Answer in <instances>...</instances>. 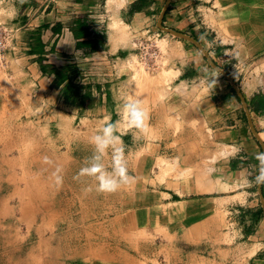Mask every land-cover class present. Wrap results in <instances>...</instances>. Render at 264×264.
<instances>
[{"label": "rangeland", "instance_id": "1", "mask_svg": "<svg viewBox=\"0 0 264 264\" xmlns=\"http://www.w3.org/2000/svg\"><path fill=\"white\" fill-rule=\"evenodd\" d=\"M153 1V20L133 41V52L139 54L129 60L135 81L142 67L153 76L173 70L175 63L170 62L179 56L178 66L193 68L183 71L185 77L200 81L209 76L216 86H231L246 114L237 85L253 124L252 111L262 117L264 0H171L164 17L165 26L197 39L210 59L233 80L215 69L195 43L160 29L156 20L167 0ZM25 23L21 19L0 23L20 28L18 44L10 48L5 70H0V264H245L252 253L247 244L253 243L259 219H264L260 194L256 206L229 202L218 206L206 201L208 196L223 200L221 191L205 192L224 188L221 180L213 183L207 177L199 166L201 160L193 161L194 156L204 155L198 149L211 145L207 136H181L180 116L185 115L186 105H161L168 126L169 152L162 153L164 156L156 146L161 138L159 130L148 122L149 136L145 131L122 136L123 144L117 147L124 148L130 175L136 177L130 185L115 193H99L94 177L78 176L82 167L92 164L109 172L113 168L111 147L101 154L79 144L88 141L95 145V133L82 129L87 123H81L80 117L91 107L93 90L101 89L103 81L98 75L102 68L95 63L100 59L86 60L74 54L71 63L57 67L43 55L39 30L29 29ZM117 23V30L125 26L129 37V26ZM143 41L151 51L162 52L157 62L156 57L148 58L154 71L141 56ZM186 53L187 58L182 59ZM33 54H38L35 58L40 67V61L45 64L44 75L55 76L50 88L58 96L43 93L40 86L32 87L21 78L25 73L19 70L21 59ZM54 67L64 68L67 77L57 78ZM4 74L10 75L8 82L3 81ZM176 74L173 71L167 82L157 84V95L155 87L142 93L133 90L132 94L149 111V98L153 97L155 106L165 101ZM64 113L76 118L69 122ZM71 142H75L73 153L68 152ZM45 157L51 162L45 163ZM57 168L62 177L59 185L53 176ZM164 186L176 189L181 202L159 192Z\"/></svg>", "mask_w": 264, "mask_h": 264}, {"label": "crops", "instance_id": "2", "mask_svg": "<svg viewBox=\"0 0 264 264\" xmlns=\"http://www.w3.org/2000/svg\"><path fill=\"white\" fill-rule=\"evenodd\" d=\"M153 4V0H0L1 20L3 18L0 23L11 22L12 24L13 21L21 19L27 21L25 24L30 27L29 29L39 30L38 39L43 52L45 51L43 55L48 58L49 63L57 67L71 63V56L74 54L85 57L86 60L100 59L95 63L98 64L97 67L102 68L98 75V78L103 81L100 82L102 86L101 89L93 90L94 97L89 101L91 107L84 110L83 117H80L81 123L85 121L87 125H80L85 131L102 135V129L106 123L119 120L118 131L115 134H123V137L135 136L136 133L143 134V132L131 128L121 106L123 98H135L132 94L135 89V77L134 71L129 67V60L134 54L139 56L136 51L133 52V41L143 28L151 24L152 16H154ZM117 21L129 26L130 35L126 40L121 38L117 30L115 25ZM163 23L167 24L165 20ZM173 23L179 22L174 20ZM37 55L33 54L26 57L27 59H21L19 70L25 72L21 78L32 87L40 86L39 90H43V93L58 96V92H53L50 88V83L55 76L49 78L48 75H44L35 58ZM186 55L187 53L181 58L186 59ZM115 56L117 59H114ZM179 59V56H175L170 62L171 65L175 63L172 69L177 74L171 81L165 101H159L157 103L159 106H155L153 97L149 98L150 118L147 122L154 126L155 131L159 130L156 133L161 138L156 146H159L160 154L164 156L162 153L169 152L168 126L164 124L166 117L162 114L165 108L161 105L164 103L186 105L185 115L180 116L181 136L194 137L195 134L207 136V143L211 142V145L208 144L206 149H198L197 151L204 155L194 156L193 161L201 160L202 163L199 166L206 170L207 177L213 183L221 180L224 188V190L216 188L205 192L213 194L221 191L225 194L223 200L208 196L206 201L218 206L223 202L233 205L243 203H249L251 206L258 205L256 197L259 194L258 185L253 181L258 173L259 161L255 157L257 153L264 151L260 141L253 136L254 133L252 134L251 127L248 126L250 123L247 122L249 121L247 113L240 109L241 106L237 103L231 86H216V82H210L209 76L201 77L203 80L200 81L190 75L185 77L183 71L185 69L192 71L193 68L178 66ZM192 67L199 69L196 65ZM9 79L10 75L7 74V80ZM64 114L69 122L73 121V117L76 118V115ZM252 116L264 141V115L259 117L255 111H252ZM188 125L190 127H187ZM189 131L192 133H188ZM145 133L147 136L150 135L149 131ZM190 142L193 143V141ZM72 143L75 144V142H71L68 148L69 153L74 152ZM136 143L137 141L134 145ZM79 144L85 149L96 151L95 145L90 146L92 144L88 141H82ZM150 175L149 173L151 179ZM163 188L165 190L159 192L170 195L171 198H175L174 201L181 202L178 200L176 189H167L166 186ZM262 190L264 197V185ZM260 202L262 203L261 197ZM256 235L253 243L247 244L252 253L247 257L245 264H264L263 218L259 219Z\"/></svg>", "mask_w": 264, "mask_h": 264}, {"label": "clouds", "instance_id": "3", "mask_svg": "<svg viewBox=\"0 0 264 264\" xmlns=\"http://www.w3.org/2000/svg\"><path fill=\"white\" fill-rule=\"evenodd\" d=\"M121 107L127 116L131 128L140 132L146 131L150 113L143 106V101L140 98L125 97L123 98ZM118 125L119 120L106 123V126L102 129L103 134H97L92 138V142L95 144L98 153H104L109 147L113 149L112 171L105 170L100 164H92L88 167H82L78 173L79 177H94L96 181L95 190L99 193H115L122 187L130 185L136 179V177L130 175L124 148L122 146L117 147L118 144H123V134H115L118 131ZM93 158L99 159V156ZM255 158L259 161V164L258 173L255 175L253 182L256 185H264V152L257 153ZM44 162L50 163L51 161L48 157H45ZM59 172L60 169L57 168L56 172L53 173L57 185L62 183V177L59 175ZM91 190V188L85 189V191Z\"/></svg>", "mask_w": 264, "mask_h": 264}, {"label": "water", "instance_id": "4", "mask_svg": "<svg viewBox=\"0 0 264 264\" xmlns=\"http://www.w3.org/2000/svg\"><path fill=\"white\" fill-rule=\"evenodd\" d=\"M171 3V0H167L162 12H161V15H160V18L157 22V26L162 29V30H165L175 36H178V37H181V38H185L187 40H190L192 41L193 43H195L199 48H201V50H203L204 54L207 56L208 60L211 62V64L213 65L214 68H216L217 70L223 72L229 79L233 80L229 73H227L226 71H224L222 68H220L219 66H217L211 59H210V56L209 54L207 53V51L203 48V46L200 44V42L193 38L192 36L186 34V33H183V32H179L177 30H174V29H171V28H168L164 25L163 21H164V17H165V14H166V11L169 7ZM235 86V89L237 90V93L238 95L240 96V98L242 99V102L245 106V110H246V113H247V116H248V119H249V123H250V127H251V130L252 132L254 133V135L257 137V139L260 141L262 147H263V151H264V141L260 135V133L256 130L254 124H253V121H252V117H251V112H250V109L247 105V101L246 99L244 98L242 92L238 89L237 85H234ZM262 186L263 185H258V191H259V194H260V197H261V201H262V206H263V209H264V197H263V190H262Z\"/></svg>", "mask_w": 264, "mask_h": 264}, {"label": "bare ground", "instance_id": "5", "mask_svg": "<svg viewBox=\"0 0 264 264\" xmlns=\"http://www.w3.org/2000/svg\"><path fill=\"white\" fill-rule=\"evenodd\" d=\"M124 26V25H123ZM118 30H119V34L121 36V38H123L124 40L127 39L128 37V32L126 30V27H120L118 26ZM165 31V30H164ZM167 32V31H166ZM169 33V32H168ZM160 41V40H159ZM161 42V41H160ZM192 42V41H191ZM161 44V43H160ZM163 48V47H162ZM161 51V50H160ZM166 52V51H165ZM162 52H160V55H158L157 57L159 58L161 56ZM137 56V55H136ZM136 58L135 56L133 57V59ZM158 58H156V61L158 60ZM140 60V59H139ZM145 61V60H144ZM146 63V61H145ZM166 63V62H165ZM144 65V64H143ZM147 67L149 69H151L152 71H154L156 68H152L150 66H148V64L146 63ZM165 65V64H164ZM156 66L158 67V63H156ZM140 67V66H139ZM5 66H2L0 68L1 71L5 70L4 69ZM137 69V67H136ZM139 69V68H138ZM216 69V68H215ZM163 70V69H162ZM0 71V72H1ZM174 70H165L162 71V73L160 72V74H158V76H153L150 74V72L147 71V69H145L144 67H142L140 70L137 71L136 73V81H135V91H138L140 93L145 92V90L148 88L155 89L156 95H157V91L160 90L158 89L156 86L158 83L160 82H167L169 79V76L173 73ZM135 73V72H134ZM3 81H7V76H5V74L3 75ZM146 97V95H144ZM146 102V101H145Z\"/></svg>", "mask_w": 264, "mask_h": 264}, {"label": "built area", "instance_id": "6", "mask_svg": "<svg viewBox=\"0 0 264 264\" xmlns=\"http://www.w3.org/2000/svg\"><path fill=\"white\" fill-rule=\"evenodd\" d=\"M20 28L0 24V68L7 64V54L11 47L16 48L19 41ZM142 40V39H140ZM139 41V40H138ZM142 58L149 64L150 59L158 56V51H151L144 41L142 42ZM140 47V46H139Z\"/></svg>", "mask_w": 264, "mask_h": 264}, {"label": "trees", "instance_id": "7", "mask_svg": "<svg viewBox=\"0 0 264 264\" xmlns=\"http://www.w3.org/2000/svg\"><path fill=\"white\" fill-rule=\"evenodd\" d=\"M93 48H95V46H93ZM41 60H43V58H41ZM40 63H41V70L44 72L46 70V66L41 61H40ZM62 70H64V68ZM62 70L54 67L53 72L55 73L57 78H66L67 77V74ZM67 97H69V95H67Z\"/></svg>", "mask_w": 264, "mask_h": 264}]
</instances>
